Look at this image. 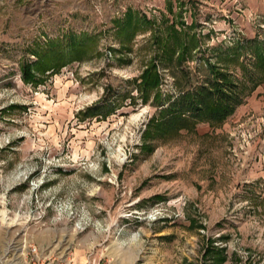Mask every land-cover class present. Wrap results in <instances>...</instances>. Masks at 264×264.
<instances>
[{
  "label": "rangeland",
  "instance_id": "374dc122",
  "mask_svg": "<svg viewBox=\"0 0 264 264\" xmlns=\"http://www.w3.org/2000/svg\"><path fill=\"white\" fill-rule=\"evenodd\" d=\"M263 43L264 0H0V264H264ZM217 74L230 116L155 126Z\"/></svg>",
  "mask_w": 264,
  "mask_h": 264
},
{
  "label": "trees",
  "instance_id": "16d2710c",
  "mask_svg": "<svg viewBox=\"0 0 264 264\" xmlns=\"http://www.w3.org/2000/svg\"><path fill=\"white\" fill-rule=\"evenodd\" d=\"M70 47L75 57L82 53V46L80 44L72 43ZM255 51L258 62L260 61L264 65V43L262 46L258 45ZM45 56L46 53H38L40 61H44ZM75 57L73 56L74 59ZM47 61L51 63L50 67L52 65L56 66L53 63L54 58L48 59ZM46 64V62H43V66ZM56 68L59 69L60 66H56ZM21 69L23 80L33 82L30 68L28 66H22ZM152 71L153 68L146 70L140 77L142 80V88L145 91L154 88L158 83V79ZM215 77L216 79L207 82L206 86L201 85L193 91H185V94L171 101L164 112L166 114L163 121L157 122L155 126L162 128L164 132H168L187 125L186 123L189 121H205L216 124L230 116L241 101L240 91L236 90V86L228 81L227 76L217 74ZM217 253H220V251H213V254L216 255ZM224 259L225 257L221 255L213 264H221Z\"/></svg>",
  "mask_w": 264,
  "mask_h": 264
},
{
  "label": "built area",
  "instance_id": "2783aa9c",
  "mask_svg": "<svg viewBox=\"0 0 264 264\" xmlns=\"http://www.w3.org/2000/svg\"><path fill=\"white\" fill-rule=\"evenodd\" d=\"M31 251H32V252H35V249H34V248H32V249H31Z\"/></svg>",
  "mask_w": 264,
  "mask_h": 264
}]
</instances>
